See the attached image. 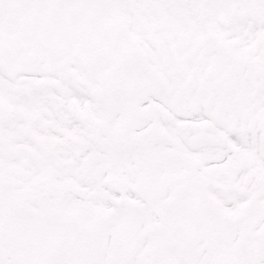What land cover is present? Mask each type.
<instances>
[{"label":"snow or ice","instance_id":"snow-or-ice-1","mask_svg":"<svg viewBox=\"0 0 264 264\" xmlns=\"http://www.w3.org/2000/svg\"><path fill=\"white\" fill-rule=\"evenodd\" d=\"M0 264H264V0H0Z\"/></svg>","mask_w":264,"mask_h":264}]
</instances>
